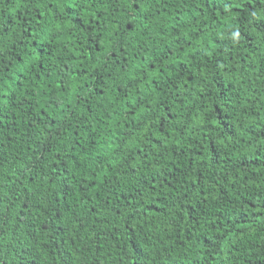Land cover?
I'll use <instances>...</instances> for the list:
<instances>
[{"label": "trees", "instance_id": "trees-1", "mask_svg": "<svg viewBox=\"0 0 264 264\" xmlns=\"http://www.w3.org/2000/svg\"><path fill=\"white\" fill-rule=\"evenodd\" d=\"M47 2L0 0V264H136L133 242L139 264H264V45L245 26L264 4L144 0L117 49L127 5L103 20L81 5L68 34ZM149 61L159 80L188 68L192 82L157 91Z\"/></svg>", "mask_w": 264, "mask_h": 264}, {"label": "snow or ice", "instance_id": "snow-or-ice-1", "mask_svg": "<svg viewBox=\"0 0 264 264\" xmlns=\"http://www.w3.org/2000/svg\"><path fill=\"white\" fill-rule=\"evenodd\" d=\"M114 2V0H48L47 4H45V7L48 8L52 5H58L60 8L59 13L56 12L55 7L52 8L53 12V19L57 22L55 24V31L56 32H67L68 34H71L73 31L79 32L80 27L82 25L79 24L80 21V15L78 9H80L81 5L86 6V10L92 14L94 17H96L97 20H103L104 17L102 15L103 11H106L105 5H111ZM115 2L120 3L123 7L124 5H127L126 11L130 19L125 21L126 25V31L121 30L118 35L115 36L114 41V48L120 49L122 48L123 44L125 43L126 38L128 37V34L134 31V28L141 24L144 21V15L141 9V5L144 3V0H115ZM260 4H264V0H259ZM248 3L251 4L252 0H248ZM204 7L206 9H209L214 14H222L224 12L229 11L233 8H240V3H233V0H204ZM73 9H77V11H74ZM93 9H95V12H93ZM202 14V13H201ZM7 20L8 25H11V18L10 17H4L3 15H0V64L3 63V37L7 35V29L5 27V21ZM65 21H67V26H65ZM245 26L250 27L252 30V34L256 39L249 40V45L257 44V45H264V12L261 14L256 13L255 11L252 12L251 17L246 19ZM97 29H99L100 25L99 23L96 24ZM25 31H29V29H25ZM41 31H43V28H41ZM89 33H91V28L88 29ZM203 33H201L202 35ZM239 39L235 41L236 44L240 43V40L244 39V33L243 31H238L234 34ZM213 43L216 44L218 47H223L230 42L224 38V37H214ZM90 45H98L99 44V36H94L93 38L89 39ZM178 48L180 51H183L184 44L177 40ZM191 47V45H189ZM33 51L37 53L35 57V61L37 64L41 67V70H44L43 65L46 64L45 59V51L41 49H36L35 47L32 50H28L25 46L24 49V55L29 57L31 59ZM202 51V49H201ZM50 54V53H49ZM167 58V55L164 57ZM17 59L20 60V63L23 64L24 61L20 59V54L17 53ZM192 59H195V56L189 57V63ZM207 59V57H201L202 66L205 68H208L209 65L207 63H204V61ZM159 59H157V63H159ZM93 63H95V57H93ZM149 63L152 65L151 71L156 73V75H153L152 80L156 83V90L157 91H165L169 90L171 91L173 88H175V80H185V83H191L192 82V73L188 68L184 69H175V75L172 77H169L165 80H159V76L163 75L162 67L160 69H156L155 64H152L151 61ZM222 63V62H221ZM7 67V66H5ZM108 67L107 60L105 59L103 65L100 66L101 71L106 70ZM149 69H145L142 71L141 76L147 80L148 79V73ZM219 70H217L218 72ZM235 71V69H233ZM188 77L189 79H185ZM37 79H39V75L37 74ZM134 83H139V79L136 77H133ZM203 78H201L202 80ZM158 81V82H157ZM3 86V80L0 79V87ZM61 90H63V84L61 83L58 85ZM31 94V93H30ZM6 98V94H0V101L4 100ZM203 99V97H201ZM227 107V103L224 105ZM203 110V109H201ZM224 117L222 116L221 119ZM162 128L166 127V125L162 124ZM47 146L44 147L43 151H47ZM41 158H43V152L41 153ZM254 207V205H253ZM6 221L2 214H0V236L3 235V229L6 227ZM131 248L136 249L135 255H136V264H139V261L144 258V253L142 250L138 248V245L133 242L130 245Z\"/></svg>", "mask_w": 264, "mask_h": 264}]
</instances>
